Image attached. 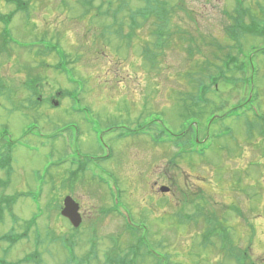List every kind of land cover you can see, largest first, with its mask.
Instances as JSON below:
<instances>
[{
	"label": "rangeland",
	"instance_id": "obj_1",
	"mask_svg": "<svg viewBox=\"0 0 264 264\" xmlns=\"http://www.w3.org/2000/svg\"><path fill=\"white\" fill-rule=\"evenodd\" d=\"M124 1L122 9L123 0H30L25 9L27 15L24 12L14 15L10 23L9 48L0 49V82L6 85L4 91L0 90V146L8 147L2 133L14 141L5 153L10 166L0 165L5 183L2 189L15 204L13 212L20 220L27 222L41 215L38 228L45 243L40 248V264H65L67 252L63 248L57 245L48 251L46 232L55 236L70 234L71 228L61 217L67 196L79 204L82 216L80 228L72 231L81 241L78 256L86 252L87 238L94 237L100 259L104 255L122 258L130 255L128 259H133L130 251L136 246L137 236L129 233L114 214L99 212L108 210L111 202L106 190L93 180V174L101 178L105 172L114 175L104 178L105 185L114 190L116 198L117 186L123 212L135 223L147 226L163 261L167 258L170 264L221 261L233 264L212 247L203 248L202 234L206 230L203 220L181 224L177 214L182 211L194 214L197 209L194 203H198L200 212L210 213L216 222L221 220L231 227L236 245L246 248L254 263L264 264V139L254 133L252 141L249 140L244 119H228L215 126L213 132L231 127L233 136L211 142L203 158L173 159L177 148L154 145L151 134L117 138L126 132L123 128L138 130L154 120L172 134L180 133L192 115L199 118L203 129L208 126L205 121L208 112L202 116L187 113L188 108L193 109L190 100L197 86L213 73L202 66L206 58L199 51L211 59V52L216 51L218 66L225 55H236V44L226 33V28L232 25L228 11L232 12L234 2L163 0L170 4L168 21L173 36L163 41L165 49L156 51L159 55L152 65L148 55L155 51V17L146 22L138 19L141 26L133 36L127 35L129 14L140 10L144 2ZM245 5L251 8L250 16L263 17L258 10L260 5L264 11V0H246ZM10 10L7 3L0 1V17ZM178 29L188 31L194 44L182 42L181 37H191L176 34ZM213 39L219 51L203 43ZM240 43L248 54L253 42L243 38ZM190 46L197 49L193 59L187 52ZM255 67L259 75L255 78L254 93L261 95L256 110L264 115V61L257 60ZM238 86L240 83L231 89L221 83L220 94L211 92L207 99L214 100L219 109L224 101L225 113L231 105L243 100ZM51 99L58 105H52ZM186 100L189 107L184 103ZM70 123L73 126L64 131L67 138L59 137L61 126ZM33 126L30 132L35 136L28 141L31 148L21 149L16 141L22 138L23 129ZM111 127L119 129L107 132ZM78 129L83 133L79 140ZM95 130L106 132L103 150L110 149L112 157L102 168L93 163L87 173L89 177L77 181L73 187L74 182L67 181V163L64 169L49 165L62 156L71 157L72 151L89 157L102 152ZM70 133L74 138H69ZM47 170L54 178L47 182L45 195L38 203L29 199L26 192L38 180L36 173L42 176ZM161 186L169 187L170 193L161 194ZM15 194L22 196L12 201ZM231 208L239 211L232 214ZM0 223L1 235L14 222L5 215V221ZM25 232L20 223L18 233L27 237L6 255L7 262L34 264L31 257L27 261L23 258L36 247L35 227ZM2 247L0 257H4ZM134 264H154V261L141 252Z\"/></svg>",
	"mask_w": 264,
	"mask_h": 264
},
{
	"label": "trees",
	"instance_id": "obj_2",
	"mask_svg": "<svg viewBox=\"0 0 264 264\" xmlns=\"http://www.w3.org/2000/svg\"><path fill=\"white\" fill-rule=\"evenodd\" d=\"M149 3H147V6L140 10L138 12L137 16L143 17L145 20H147L149 17L154 16L155 17V27L154 30L156 41L154 43V50L151 52L148 57L149 61L152 65L156 63V58L158 57L159 53L156 51H162L165 49L163 41H166V38L168 36H173V34L170 33V22L168 21L169 16V9L167 10V7L164 6L163 8L159 9L156 4H152L153 0H148ZM241 12V11H240ZM263 14V17L260 19L256 17L250 16L248 13H246V21H244V16L241 17L237 15V18H233L234 21H232V25L226 28V33L228 34V37L230 40H232L237 47L238 52L236 55H232L231 53L225 55V59L222 62V65L218 66L216 64L217 58V52H211L212 59L206 55V53H201L206 59L202 66H207L208 69H211L207 76L208 83L203 82L200 83L196 90L197 95H201L200 98L197 100L201 101V107H198V109L202 110V115L206 112L208 118H212L215 114H219L225 111L224 107V101L219 104L222 106V109H219L217 107V104L214 100L207 99V95L212 92V94H220L219 86L221 83H223L225 86H228L229 88L233 89L236 88L237 84L240 83L239 89L243 92V96L245 97L242 101L239 102V107L232 108L234 105H231L228 111H226L225 117L230 116L231 114L236 116L237 118L246 117V133L249 140L252 141L253 134L258 133V135L264 139V119L260 112L256 110V105L258 104L260 100V92L254 93L255 88V78L259 75L258 71L255 67V63L257 60L264 61V11L261 9L260 11ZM243 14V13H242ZM244 15V14H243ZM172 18V17H171ZM1 20H5L1 18ZM248 21V22H247ZM5 22H8L5 20ZM169 29V31L167 30ZM168 33V34H167ZM170 33V35H169ZM176 34H182L189 36L188 31H184L182 29H178ZM191 37V35H190ZM250 39L253 43L250 44L251 51L248 54L244 53L243 46L240 43V41L243 39ZM182 42L187 41L190 42L192 45L194 44V39L191 37V39H187L185 37H181ZM258 40H260V43H257ZM214 41V42H213ZM203 43L210 48L217 49L218 43L216 40L209 41V43H206L203 41ZM204 46V45H203ZM216 47V48H215ZM200 49V48H199ZM195 51L197 52V49L190 46L188 48V54L191 59H193ZM210 54V56H211ZM147 61V60H146ZM215 69H217V73L214 74ZM223 86V85H222ZM195 94V95H196ZM194 97V96H193ZM192 101H195L193 99ZM187 100L184 102L186 106L188 104L186 103ZM189 107V106H188ZM194 107V106H193ZM244 109L246 112H244ZM189 110V108H188ZM194 112V108L192 109ZM178 146V144H177ZM180 153V152H178ZM178 156V154H176ZM85 169L86 166L82 167L81 173ZM79 174V172L77 173ZM200 211V210H199ZM203 211V210H202ZM201 211V212H202ZM236 211V209H235ZM238 212V211H237ZM207 216L201 220L204 222L205 227V234H204V247L208 248L209 246H215L211 240L214 242H219L220 240V248L221 251L226 254H231V256L227 257L230 260H235L237 264H244V254L241 252L239 254L233 255L232 250V244L230 243L229 234L227 232V229L225 227V224L223 221H215V217L211 216L210 213H206ZM199 218V216L196 218V220ZM38 219V215H35L33 219L28 222V224L36 223ZM198 223V221L196 222ZM13 243V241H11ZM150 248L151 244L148 239L147 235L144 234H137V255L136 257H140V254L143 249H146V254L150 256ZM247 254H246V264H252L251 262L247 261ZM161 264V263H159Z\"/></svg>",
	"mask_w": 264,
	"mask_h": 264
},
{
	"label": "flooded vegetation",
	"instance_id": "obj_3",
	"mask_svg": "<svg viewBox=\"0 0 264 264\" xmlns=\"http://www.w3.org/2000/svg\"><path fill=\"white\" fill-rule=\"evenodd\" d=\"M0 1H3V2L7 3L8 6L11 7L10 12H8L7 14H5L6 16H9V15H12V14L13 15H18L19 13H21V11L18 9L19 7L27 8V7L30 6V0H0ZM225 1H227V0H225ZM228 1L234 2V6L232 7V9H233V8L244 7L243 2H245L246 0H243V1L239 2V4L237 3L236 0H228ZM228 12H230V11H228ZM11 34H12L11 33V25H9V26H7V31L0 30V39H3V38L6 39ZM0 84H2V83L0 82ZM3 85L5 86V89H6V85L5 84H3ZM23 131H24V129H23ZM22 135L23 136H22L21 139H24L26 133H23ZM3 136L6 137V144L8 145V147L6 149H8L10 147V137H7L6 135H4V133H2L1 137H3ZM70 136H74V135L73 134H70ZM0 149L5 150V148L4 147H1V146H0ZM94 157L100 158L102 156H101V153H98ZM0 178L2 179L1 176H0ZM52 178H54V176H52L51 179ZM48 181H45L44 182L45 183V186L44 187H46V184H47ZM67 181H70L68 175H67ZM157 187H158V185H157V183H155V188H157ZM37 188L38 187L36 186V181H35V185L32 183V187H29L28 188L29 190L27 192H30V193H38V191L36 190ZM4 191L5 190H3V189L0 191V198L1 197L9 196ZM39 193H41V192H39ZM43 193H45V191H43ZM165 194H168V193H165ZM66 222H67V224L69 226L72 227V225H71L70 222H68V221H66ZM0 224H2V223H0ZM10 228H11V226H10ZM9 232H10V229L7 232L2 233L0 235V238H3V242H0V246L1 245L3 246L4 253H8L9 252V246H8V235H9ZM75 246L76 247L74 249V252L77 253L78 246L77 245H75ZM88 250H89V248L87 247L86 248V252H88ZM70 257H72V256H70ZM90 264H95V262H92L91 261Z\"/></svg>",
	"mask_w": 264,
	"mask_h": 264
},
{
	"label": "water",
	"instance_id": "obj_4",
	"mask_svg": "<svg viewBox=\"0 0 264 264\" xmlns=\"http://www.w3.org/2000/svg\"><path fill=\"white\" fill-rule=\"evenodd\" d=\"M167 187H162L161 192H168ZM62 214L67 217L75 227H78L81 223V217L79 214L78 204L70 197H67L65 200V208Z\"/></svg>",
	"mask_w": 264,
	"mask_h": 264
}]
</instances>
